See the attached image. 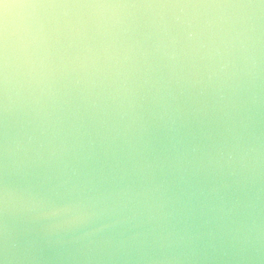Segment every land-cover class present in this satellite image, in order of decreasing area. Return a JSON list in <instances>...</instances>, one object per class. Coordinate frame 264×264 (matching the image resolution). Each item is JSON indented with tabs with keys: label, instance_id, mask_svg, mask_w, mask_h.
Returning a JSON list of instances; mask_svg holds the SVG:
<instances>
[{
	"label": "water",
	"instance_id": "95a60500",
	"mask_svg": "<svg viewBox=\"0 0 264 264\" xmlns=\"http://www.w3.org/2000/svg\"><path fill=\"white\" fill-rule=\"evenodd\" d=\"M0 264H264V0H0Z\"/></svg>",
	"mask_w": 264,
	"mask_h": 264
}]
</instances>
